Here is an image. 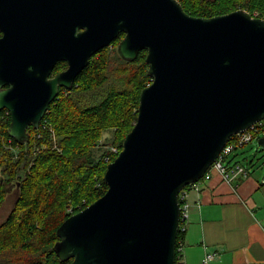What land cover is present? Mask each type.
Here are the masks:
<instances>
[{"label":"water","instance_id":"obj_1","mask_svg":"<svg viewBox=\"0 0 264 264\" xmlns=\"http://www.w3.org/2000/svg\"><path fill=\"white\" fill-rule=\"evenodd\" d=\"M0 32V109L16 141L121 32L122 59L145 50L151 80L107 188L63 219L53 250L69 264H174L180 190L264 118V19L244 8L192 15L179 0H0ZM58 60L67 67L49 76Z\"/></svg>","mask_w":264,"mask_h":264},{"label":"trees","instance_id":"obj_2","mask_svg":"<svg viewBox=\"0 0 264 264\" xmlns=\"http://www.w3.org/2000/svg\"><path fill=\"white\" fill-rule=\"evenodd\" d=\"M179 2L192 15L244 8L264 19V0ZM122 35L92 55L71 89L59 88L38 127L27 128L26 140L8 134L9 112L0 109V204L10 186L17 188L12 209L0 221V264H69L71 259L61 260L53 250L56 228L106 190V165L120 150L136 119L140 90L151 80L144 49L130 61L119 56L116 46ZM111 74L116 82L107 84ZM108 130L113 135L106 142L103 133ZM183 234L179 228L175 264Z\"/></svg>","mask_w":264,"mask_h":264},{"label":"crops","instance_id":"obj_3","mask_svg":"<svg viewBox=\"0 0 264 264\" xmlns=\"http://www.w3.org/2000/svg\"><path fill=\"white\" fill-rule=\"evenodd\" d=\"M247 155L239 147L227 158L244 164L246 176L228 183L211 170L199 189L188 188L181 264H202L206 252L214 253L208 264H264V161L254 157L250 167Z\"/></svg>","mask_w":264,"mask_h":264},{"label":"built area","instance_id":"obj_4","mask_svg":"<svg viewBox=\"0 0 264 264\" xmlns=\"http://www.w3.org/2000/svg\"><path fill=\"white\" fill-rule=\"evenodd\" d=\"M261 133L264 134V118L260 121L256 122L255 124L251 125L249 128L244 129L241 132H238L231 137L233 139L226 142L225 146L220 151L216 160L209 166L203 176L198 179L196 182L189 184V187H194L199 189V184L201 181L206 180L210 177L211 170L216 171L222 180L225 182L231 183L239 176H246L247 175V167L242 164L241 162L235 161L230 162L227 160L228 155L234 150L233 148L239 147L251 141L254 137V134ZM113 151H118V149L114 146L111 147ZM188 187V188H189ZM188 188H183L180 190L178 194L179 200V207H180V223L179 228L181 231H185L186 228V219L188 218V207L189 202L186 198V193ZM181 242L178 246V252L180 253L181 250ZM214 257L213 252H206L202 259V264H208V262ZM175 264V263H174ZM176 264H181L179 261Z\"/></svg>","mask_w":264,"mask_h":264},{"label":"rangeland","instance_id":"obj_5","mask_svg":"<svg viewBox=\"0 0 264 264\" xmlns=\"http://www.w3.org/2000/svg\"><path fill=\"white\" fill-rule=\"evenodd\" d=\"M110 53L113 57L115 56L113 49L110 50ZM113 57L111 59L112 65H114L116 62V59H113ZM112 82H116L115 75L113 74L110 75V79L108 80L107 84L112 83ZM112 135L113 134L111 130H108L103 133V138H105L106 142H108V141H111ZM261 135H262L261 133H258L253 137L251 141H249L248 143H245L242 146H239L240 151H243V153L245 152L248 154L246 158H242L241 160H244V162L250 167H252L253 165L251 163H254L255 161L254 157H257L256 161H260V160L264 161V146L259 145L257 142L258 137ZM16 196H17L16 186H12V187L10 186L9 191L6 193L3 201L0 204V221H2V219H4L7 216L8 212L12 209Z\"/></svg>","mask_w":264,"mask_h":264},{"label":"flooded vegetation","instance_id":"obj_6","mask_svg":"<svg viewBox=\"0 0 264 264\" xmlns=\"http://www.w3.org/2000/svg\"><path fill=\"white\" fill-rule=\"evenodd\" d=\"M0 35H1V32H0ZM66 67H67V62L65 60L56 61V63L52 67V70H51L49 76H52V75L56 74L57 72H60V71L64 70ZM5 86L6 85L2 86L1 88L5 87Z\"/></svg>","mask_w":264,"mask_h":264}]
</instances>
